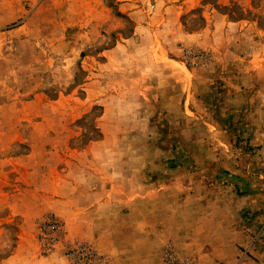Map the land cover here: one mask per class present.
Returning <instances> with one entry per match:
<instances>
[{"label": "rangeland", "instance_id": "1", "mask_svg": "<svg viewBox=\"0 0 264 264\" xmlns=\"http://www.w3.org/2000/svg\"><path fill=\"white\" fill-rule=\"evenodd\" d=\"M261 37L264 0H0V264H77L82 245L106 263L104 200L140 175L171 198L194 177L252 186L249 246L230 264H264V150L230 107L255 90L243 54L264 71ZM168 246L205 264L170 242L160 260Z\"/></svg>", "mask_w": 264, "mask_h": 264}, {"label": "crops", "instance_id": "2", "mask_svg": "<svg viewBox=\"0 0 264 264\" xmlns=\"http://www.w3.org/2000/svg\"><path fill=\"white\" fill-rule=\"evenodd\" d=\"M258 32L263 35L262 30ZM260 41L264 44L262 37ZM240 59L244 61L243 82L255 90L252 89L248 101H242V105L233 102L230 107L242 113L241 120H246L250 127L248 145L260 152L264 150V71L257 70L262 69L261 64L257 68L252 66L257 59L254 53H245ZM223 162L231 166L230 162ZM221 166L222 169L230 168ZM212 177H194L189 184L181 182L175 188L182 192V196L172 191V198L166 195L174 189L172 186L160 190L159 182L146 181L142 175L137 182H132L130 197L123 196V184L116 183L114 197L104 200L114 205V214H105L106 218L112 219L111 229L114 230L99 228L94 236L99 253L105 257L104 264H161V250L169 242L179 252L191 248L204 251L205 264H212L214 257L225 253L228 255L221 256V259L233 263L239 254L238 247L247 248L250 242L247 230L240 225L239 213L256 210L258 198L252 186L249 193L238 195L230 180L216 175ZM173 206L174 212L171 210ZM123 207L128 208L124 210ZM110 232L113 234L108 235Z\"/></svg>", "mask_w": 264, "mask_h": 264}, {"label": "built area", "instance_id": "3", "mask_svg": "<svg viewBox=\"0 0 264 264\" xmlns=\"http://www.w3.org/2000/svg\"><path fill=\"white\" fill-rule=\"evenodd\" d=\"M70 256L73 260L77 259V264L94 263L93 253L90 252L89 248H86V246L83 245L73 250ZM161 262L162 264H195L193 260L178 258L173 248H171L170 246L166 247L163 250L161 254ZM235 264H240V262H237Z\"/></svg>", "mask_w": 264, "mask_h": 264}, {"label": "trees", "instance_id": "4", "mask_svg": "<svg viewBox=\"0 0 264 264\" xmlns=\"http://www.w3.org/2000/svg\"><path fill=\"white\" fill-rule=\"evenodd\" d=\"M237 193H239V191L237 190Z\"/></svg>", "mask_w": 264, "mask_h": 264}]
</instances>
